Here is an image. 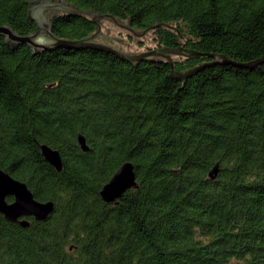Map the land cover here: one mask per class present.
Listing matches in <instances>:
<instances>
[{
    "label": "trees",
    "instance_id": "16d2710c",
    "mask_svg": "<svg viewBox=\"0 0 264 264\" xmlns=\"http://www.w3.org/2000/svg\"><path fill=\"white\" fill-rule=\"evenodd\" d=\"M33 1L0 0V25L34 31ZM67 1L76 11L57 15L59 37L96 31L87 11L110 13L159 46L203 53L176 69L202 67L184 81L164 59L34 52L0 34V168L55 202L27 227L0 213V264H264V61L247 65L264 56V0ZM129 160L138 185L106 202Z\"/></svg>",
    "mask_w": 264,
    "mask_h": 264
},
{
    "label": "water",
    "instance_id": "95a60500",
    "mask_svg": "<svg viewBox=\"0 0 264 264\" xmlns=\"http://www.w3.org/2000/svg\"><path fill=\"white\" fill-rule=\"evenodd\" d=\"M76 11V8L67 0H35L30 4L29 14L36 23L34 31L28 34L17 32L10 24L0 25V34L5 35L7 40L13 44H28L34 52L43 51L45 49H54L57 47L67 48H84L93 47L105 49L114 52L122 59L133 64H137L147 59H164L172 66V73L175 77L186 80L189 76L195 74L202 66H195L186 70H178L175 68V59L173 55L201 56L203 53L184 47L179 41L174 47L159 46L141 52L125 51L109 41H99L96 38L101 34V23L103 19L114 21L117 25L126 28L137 34H145L148 29L141 33L132 28L129 23L119 19L110 13H94L87 11L97 21V30L80 39H70L57 36L53 32V23L57 15ZM110 40V37H107ZM206 54V53H205ZM207 56L213 57L219 62H232L229 57L222 53H208ZM264 61V56L260 59L252 61L247 65L253 66ZM78 141L82 149L87 151L90 149L86 137L83 134L78 135ZM42 153L45 158L57 169L62 170L63 159L60 151L47 144H41ZM219 170V164L210 170L209 175L215 178ZM135 165L132 161H125L115 171L110 180L106 182L100 193L106 202H115L124 192L138 185ZM12 197V200L9 199ZM55 209L53 200H38L27 183L15 178L6 170L0 168V213L14 222H19L22 226L27 227L31 224L29 217L36 220H45Z\"/></svg>",
    "mask_w": 264,
    "mask_h": 264
},
{
    "label": "rangeland",
    "instance_id": "374dc122",
    "mask_svg": "<svg viewBox=\"0 0 264 264\" xmlns=\"http://www.w3.org/2000/svg\"><path fill=\"white\" fill-rule=\"evenodd\" d=\"M143 30H138V33ZM107 37L111 39L108 40ZM99 41H109L115 46L129 52H141L156 47L157 42L154 39L153 31L145 34H137L126 28L117 25L114 21L103 19L101 23V34L96 38ZM174 59L181 58L179 55H173Z\"/></svg>",
    "mask_w": 264,
    "mask_h": 264
},
{
    "label": "flooded vegetation",
    "instance_id": "af4514ba",
    "mask_svg": "<svg viewBox=\"0 0 264 264\" xmlns=\"http://www.w3.org/2000/svg\"><path fill=\"white\" fill-rule=\"evenodd\" d=\"M156 47H159V45H156Z\"/></svg>",
    "mask_w": 264,
    "mask_h": 264
}]
</instances>
